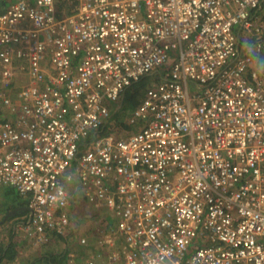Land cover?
I'll list each match as a JSON object with an SVG mask.
<instances>
[{
  "label": "built area",
  "instance_id": "built-area-1",
  "mask_svg": "<svg viewBox=\"0 0 264 264\" xmlns=\"http://www.w3.org/2000/svg\"><path fill=\"white\" fill-rule=\"evenodd\" d=\"M261 57L264 0H76L63 15L56 0H12L0 14V190L29 196L27 234L71 231L74 185L114 217L98 236L107 264H264ZM158 69L129 116L139 128L82 149Z\"/></svg>",
  "mask_w": 264,
  "mask_h": 264
},
{
  "label": "rangeland",
  "instance_id": "rangeland-1",
  "mask_svg": "<svg viewBox=\"0 0 264 264\" xmlns=\"http://www.w3.org/2000/svg\"><path fill=\"white\" fill-rule=\"evenodd\" d=\"M163 70V69H161ZM164 71V70H163ZM161 71L154 72L153 75L157 74L159 75ZM153 78V77H152ZM20 84V82H19ZM122 103V100L118 104L111 105V111H113L115 108L119 107ZM139 128L138 124H134V127L131 129H117L113 132L116 133L119 136H127L134 131H136ZM70 193L71 195H74L75 197V203H74V212L73 215V226L71 228L70 233H68L66 236H58L55 235L53 238H56L54 241L53 238L51 240L49 239L46 242L41 243H47L53 240L54 244L52 247H55V249L59 250L61 247L63 248L65 245H67L68 250L71 252H74V264H85L88 260V258L93 253H100L101 256L99 258V264H107L106 257H107V251L105 248L101 247L98 242V236L102 230H104L107 225V221H114V217L108 213V210L102 206H96L92 203H89L85 200V198L81 197L77 191L74 190V185H71L70 187ZM87 238V245H81L80 238L81 237ZM66 237V238H65ZM31 238V237H28ZM5 244L10 241L9 237L4 240ZM30 241V239H28ZM32 241V240H31ZM30 241V242H31ZM35 241V240H34ZM35 245L40 243H34ZM48 244V243H47ZM33 245V244H32ZM26 247L25 253H23V257L18 255L17 250V257H22L24 260V264H32L33 260L35 258V254L38 253V251L41 248H44L43 245L36 246L37 249H31V243L28 242L22 244V247ZM34 246V245H33ZM39 247V248H38Z\"/></svg>",
  "mask_w": 264,
  "mask_h": 264
},
{
  "label": "trees",
  "instance_id": "trees-1",
  "mask_svg": "<svg viewBox=\"0 0 264 264\" xmlns=\"http://www.w3.org/2000/svg\"><path fill=\"white\" fill-rule=\"evenodd\" d=\"M59 7V14L63 15V12L72 13L75 10V1L72 0H56ZM161 71L159 75L153 73L156 71ZM152 73L143 76L139 80L133 81L128 85L122 95V103L119 107L115 108L108 120L104 125H102L98 130H95L90 133L89 137L85 139L84 146L82 149H86L88 142L93 139H96L99 136L109 135L114 133L113 131L116 128L121 129H131L134 125L130 124L129 116L132 110L141 102L142 98L145 95L146 90L152 86L154 83H157L162 79L164 71L158 69ZM153 77V78H152ZM138 125H141L139 122ZM28 200V199H27ZM22 204H29L28 201H23ZM13 230H9L8 237L10 239V244L7 246L5 243H0V264H5L7 262H12L17 258V251L14 248L13 243ZM62 237V236H60ZM69 250L67 248L62 249L59 253H50L48 252L44 258L48 264H66L69 258Z\"/></svg>",
  "mask_w": 264,
  "mask_h": 264
},
{
  "label": "crops",
  "instance_id": "crops-1",
  "mask_svg": "<svg viewBox=\"0 0 264 264\" xmlns=\"http://www.w3.org/2000/svg\"><path fill=\"white\" fill-rule=\"evenodd\" d=\"M12 0H0V14L2 12H4L8 6L10 5V2ZM243 33L245 32H240L239 36L240 37H254L251 35H244ZM263 63H264V59L263 57L260 58ZM75 188V186H74ZM75 190V189H74ZM78 192V194L80 195V191L79 190H75ZM81 197H83L82 195H80ZM84 198V197H83ZM29 200V196L27 195H22L20 194L15 188L13 187H6L2 190H0V243L5 242L4 240H6V238L8 237V233L9 230H13V243H14V248L17 251L18 250V255L23 257V253H25L26 247H22V244L25 245L26 242H28L29 244L31 243V249H37L36 246H40L43 245L44 248H41L38 253L35 254V258L32 259L33 263L32 264H48L46 262V259L44 258V256L50 252V253H59L62 249L67 248V245H65L63 248L61 247L59 250L55 249V247H52L56 238H53L52 235L51 238H53L52 241L47 242V243H40L35 245L34 243L36 241H34V238H28L30 237L27 232L24 229V225L26 222H28L30 215H31V208L30 207V201L29 204H22L23 201H28ZM72 199V215L75 214L74 212V203H75V197L74 195L71 196ZM87 201V200H86ZM95 205V204H94ZM98 206V205H96ZM101 206V205H100ZM109 222V221H107ZM72 228V227H71ZM70 233V232H69ZM50 238V240H51ZM66 238V237H65ZM28 239H30V241H28ZM39 243V242H36ZM10 241H8L7 246H9ZM34 246H33V245ZM39 248V247H38ZM68 249V248H67ZM74 252L71 251L69 252V258L66 262V264H74ZM101 254L99 255L100 258ZM22 257H17L14 261L10 262L11 264H24V260L22 259ZM98 258V259H99ZM28 264V262H26ZM7 264V263H5ZM30 264V263H29ZM76 264V263H75ZM98 264H99V260H98Z\"/></svg>",
  "mask_w": 264,
  "mask_h": 264
},
{
  "label": "water",
  "instance_id": "water-1",
  "mask_svg": "<svg viewBox=\"0 0 264 264\" xmlns=\"http://www.w3.org/2000/svg\"><path fill=\"white\" fill-rule=\"evenodd\" d=\"M29 209H30V207H29ZM30 217H31V215H30ZM28 220H30V218Z\"/></svg>",
  "mask_w": 264,
  "mask_h": 264
}]
</instances>
